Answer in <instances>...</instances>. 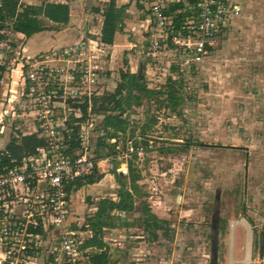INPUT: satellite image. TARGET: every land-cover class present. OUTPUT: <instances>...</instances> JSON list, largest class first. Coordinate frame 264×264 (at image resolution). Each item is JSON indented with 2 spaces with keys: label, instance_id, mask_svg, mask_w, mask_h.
I'll return each instance as SVG.
<instances>
[{
  "label": "rangeland",
  "instance_id": "374dc122",
  "mask_svg": "<svg viewBox=\"0 0 264 264\" xmlns=\"http://www.w3.org/2000/svg\"><path fill=\"white\" fill-rule=\"evenodd\" d=\"M237 1L241 7L238 24L246 18V25L236 24L234 32L218 40L217 49L204 64L191 70L169 67L170 57H150L142 31H119L129 41L139 40L138 48L123 51L121 63L113 64L112 72L103 66V91L113 92L121 81L120 71H128L138 74L139 86L155 93L166 91L171 78L179 99L175 111L167 107L163 94L136 99L124 115L129 123L127 133L142 136L153 149L132 159L140 176L134 210L113 211L112 219L105 221L102 238L111 264H211L213 247L215 264H264V0ZM94 2L91 10H103V0ZM136 2L142 7L127 15L132 22V16L144 19L147 15L148 0ZM89 16L86 35L95 38L88 30L98 32L102 19L93 12ZM6 26L0 34H6L15 47L22 39ZM5 84L0 82V99ZM4 113L1 108L0 150L15 133H27L31 123L23 118L11 125L10 115ZM97 151L108 159V151ZM122 161L107 160L99 167V181L79 187L72 227L81 243L91 233H79L78 228L93 215L99 200L117 199L119 183L113 169ZM128 176H120L126 188ZM144 205L163 222L156 237L144 229ZM82 251L85 264L89 255L98 253L95 248Z\"/></svg>",
  "mask_w": 264,
  "mask_h": 264
},
{
  "label": "built area",
  "instance_id": "2783aa9c",
  "mask_svg": "<svg viewBox=\"0 0 264 264\" xmlns=\"http://www.w3.org/2000/svg\"><path fill=\"white\" fill-rule=\"evenodd\" d=\"M147 5L146 53L153 59L172 58L169 67L173 64L181 72L203 63L241 16L235 0H148ZM88 34L96 36L85 32L70 47L20 64L16 120L28 118L29 131L22 135L35 134L45 146L20 164L0 169V264H39L41 259L85 264L78 232L71 228L73 184L114 158L124 160L115 173L127 176L129 162L153 149L142 136L127 132L105 140L111 151L98 147L105 133L91 102L104 93L100 77L108 52L100 33ZM9 43L7 36L0 41V66L12 49ZM101 149L108 151V159L103 154L100 159Z\"/></svg>",
  "mask_w": 264,
  "mask_h": 264
},
{
  "label": "trees",
  "instance_id": "16d2710c",
  "mask_svg": "<svg viewBox=\"0 0 264 264\" xmlns=\"http://www.w3.org/2000/svg\"><path fill=\"white\" fill-rule=\"evenodd\" d=\"M136 0H129V2ZM193 2V0H189ZM136 5L142 7L136 2ZM128 5L117 7L116 0L105 2L103 10L93 8L92 12L99 14L102 18L100 29V40L105 45H112L114 35L123 27V21ZM177 8L181 4L176 5ZM185 15H180L183 18ZM43 20V21H42ZM44 21L51 23L45 25ZM69 22V7L65 3L47 2L40 5H28L20 3V0H0V30L3 26L8 27L14 33L22 34L25 38H30L34 34L42 31L59 30L60 26H65ZM6 38V34H0V41ZM126 64V60H123ZM5 71L4 66H0V79ZM120 83L116 85L113 92H104L103 95L93 98L91 102L92 112L102 117V130L105 135L99 139L98 147H106L111 151V146L105 144L107 138L117 136L119 133H126L129 127L127 118L124 117L126 111L130 110L133 101L144 98L149 100L154 94L165 96L167 107L175 111L178 99L174 92V82L168 78L164 92H153L144 86H139L140 78L138 74H131L128 71H120ZM85 109V107H83ZM144 132V130H143ZM18 133V134H17ZM18 137L12 136L3 150H0V169L13 167L22 162L23 158L37 155V149L45 146V141L38 138L35 134L22 135L17 132ZM77 146V143H74ZM129 168V188H126L121 177L113 171L119 183L116 192L117 199L103 198L95 206L92 216L85 219L81 230L90 231L91 237L87 238L82 244L81 249L95 248L98 253L87 257V264H111L108 258L107 246L103 242V228L105 221L111 220L113 211L119 214L130 213L135 208V197L139 190L137 182L140 180L139 174L134 170L132 162ZM102 178L101 174L94 171L84 180H78L73 185L79 189L82 184H93ZM142 223L144 229L156 237V232L162 229L160 220L152 214L144 205Z\"/></svg>",
  "mask_w": 264,
  "mask_h": 264
},
{
  "label": "crops",
  "instance_id": "0c3cea01",
  "mask_svg": "<svg viewBox=\"0 0 264 264\" xmlns=\"http://www.w3.org/2000/svg\"><path fill=\"white\" fill-rule=\"evenodd\" d=\"M94 1L95 0H56L53 3H65L69 7V22L67 23V25L60 27L59 30L42 31L40 33L34 34L30 38H25L22 34L17 33V36H19L20 39L22 40L18 44L15 43L17 46L15 47L11 46L12 48L11 51H8L6 53L5 60H4L5 65H3L5 68V71L2 73V77L0 79V82L4 81L6 83L5 86L3 87V90L1 91L0 110L1 108L4 109L5 113L2 114L3 116L8 117V115H10L11 125L13 122L15 123L16 115L19 114L18 113L19 111L18 98L20 96L21 89H22L21 88L22 86L21 76H20L21 74L20 64L26 61H32V60L39 59L41 56L47 55L48 53L54 50H59L61 48L72 46L78 43V41L82 39L83 34L87 30L86 21L90 20L89 14H91L92 12L91 6L93 5ZM103 1L107 2L108 0H103ZM235 1L238 4L240 3L237 0ZM116 5L117 7L128 5L125 17L129 13H130L129 15H131V13L133 14L134 11L137 12L138 10L141 9L137 7L135 1H132L131 3L129 2V0H116ZM126 18L127 20L125 22L123 21V23H125L126 26L122 27V29L124 28V31L126 33L132 30L137 31V32L139 31L143 32V27L145 25L144 20L146 17L144 19H140V18H135L132 16V18L135 19L134 22L130 21L131 18L128 16ZM239 21H240V18H239ZM246 22H247L246 18L245 20H243V22H239L240 24H238V20H235L226 28L225 32L219 38V40L220 39L223 40V38L226 35H228L231 30L232 32H234L233 27L236 24L239 25V27H241V25L243 24L246 25ZM101 24H102V20L100 21L98 32L96 33H100ZM119 31H117L114 35L113 44L106 45L108 56L106 58L105 66H108L106 70L111 71V72L113 69L112 68L113 64L117 62L121 63L123 51L138 48L137 43L139 42V40L135 39L133 40V42L131 40L129 41L126 38H124L121 32ZM143 35L144 34L142 33L141 39L143 41V44L145 45ZM125 36L129 37L130 35H125ZM134 36L137 37L136 34H134ZM230 41H233V40L230 39L226 41L225 45L229 46L231 44ZM124 59L127 60L125 57L123 58V60ZM205 60L203 61V63L199 65L200 67L204 64ZM2 123H3L2 120H0V125H2ZM15 128L19 130L17 126H15ZM98 156L100 157V159L104 158V157H101V154ZM104 164L105 163L103 161L100 162V166H103ZM78 192H79V189H75V186H74L72 193H71V201H72V215L70 217L71 222L73 221L72 218H73V214L75 213L74 212L75 196ZM74 227L75 226L72 227L71 225V228L76 231L77 229ZM81 227L78 228L80 232L91 233L90 231L86 232L84 230H81ZM90 237L91 235L88 236V238ZM88 249H86L85 251H87ZM39 264H49V261L41 259ZM52 264L54 263L52 262ZM56 264H60V262Z\"/></svg>",
  "mask_w": 264,
  "mask_h": 264
},
{
  "label": "water",
  "instance_id": "95a60500",
  "mask_svg": "<svg viewBox=\"0 0 264 264\" xmlns=\"http://www.w3.org/2000/svg\"><path fill=\"white\" fill-rule=\"evenodd\" d=\"M67 47H70V46H67ZM177 191H179V188H177ZM215 261H216V248L213 247V248H212V259H211V264H215Z\"/></svg>",
  "mask_w": 264,
  "mask_h": 264
}]
</instances>
